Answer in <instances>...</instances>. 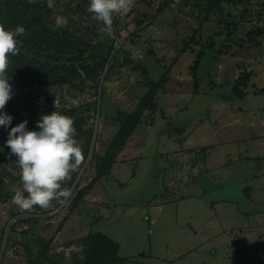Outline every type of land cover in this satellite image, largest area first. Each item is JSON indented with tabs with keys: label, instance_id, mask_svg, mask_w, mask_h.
<instances>
[{
	"label": "rangeland",
	"instance_id": "rangeland-1",
	"mask_svg": "<svg viewBox=\"0 0 264 264\" xmlns=\"http://www.w3.org/2000/svg\"><path fill=\"white\" fill-rule=\"evenodd\" d=\"M17 1L45 6L52 31L69 29L83 42L113 44L114 51L99 79L82 80L75 88L9 82L12 95L3 111L12 122L38 110L79 108L92 133L91 147L102 156L120 115L135 109L148 82L167 70L168 82L110 174L73 211L56 201L54 211L37 223L20 222L15 215L21 211L12 202L17 191L24 193L20 171L0 161L9 195L0 202V264H27L24 243L33 235L51 241L53 257L73 253L82 259L81 241L90 233L116 242L121 257L150 256L167 245L168 251L184 252L191 247L190 224L210 206L221 208L228 220L233 214L240 224L264 225V34L255 33L264 29V0H223L220 9L210 8L211 0H178L163 9L132 0L128 13L113 14L110 30L86 13L89 0H55L54 8L46 0ZM57 15L67 19L64 29L55 25ZM239 78L244 98L233 92ZM89 158L60 182L70 192L95 177ZM256 242L264 247V241Z\"/></svg>",
	"mask_w": 264,
	"mask_h": 264
},
{
	"label": "trees",
	"instance_id": "trees-1",
	"mask_svg": "<svg viewBox=\"0 0 264 264\" xmlns=\"http://www.w3.org/2000/svg\"><path fill=\"white\" fill-rule=\"evenodd\" d=\"M222 3L223 0H211L209 7L215 6L220 9ZM167 5H162L160 8L163 9ZM50 13L45 6L41 7V4L38 3L31 4L27 1L0 0V25L7 29L22 25L25 29L23 35L16 37V55H8L6 75L10 78L9 82L28 88L37 86L61 89L65 86L75 88L76 84L82 80L95 81L99 79L101 71L112 56L114 51L113 44L107 47L102 42H98L95 45L83 42L82 38L70 33L69 29L60 33L59 31H52L46 21V17ZM86 13L88 14L87 11ZM64 28L61 27V29ZM254 32L248 33L249 39H252V35L255 33L264 34V29H257ZM199 63L200 60L198 58L193 67L194 73ZM238 80L241 79L239 78ZM167 82L168 70L158 81L148 82L147 91L138 101L135 109L128 114L120 115L119 129L102 156L97 155L94 144L91 147L92 133L86 129L87 118L82 116L79 108L64 109L57 112L72 119L73 127L76 130L74 139L81 148L84 157L83 161L87 160L90 155L89 164L93 163L95 170V177L88 185L70 192L71 195L65 201V206L66 204L69 205L70 211L77 209L86 193L95 183L110 174L117 163L119 155L123 152L136 128L142 123L145 113L154 110L157 95L163 90ZM236 83H238L239 87L233 89L234 94L239 98H244L239 88L245 82L241 80ZM87 110L89 111V109ZM44 114L42 110H38L35 115L26 119L28 130H35L36 121ZM90 117L88 116V118ZM18 123L20 122L13 121L9 129ZM7 131V129L0 130V161L8 169L19 171L15 163V156L4 146ZM67 179L68 177L65 180ZM61 187L64 188V185H61ZM65 187L70 189L69 186ZM23 194L27 195V193ZM8 199L9 195L4 191V182L0 179V202L5 203ZM56 201V199H53L49 207L45 209L33 206L29 211L21 212L15 217H20L19 221L22 223H37L42 219V216L54 211ZM25 215H28V218H25ZM15 226L12 225L7 234L11 233ZM6 239H8V236ZM27 240L24 243L28 257L27 264H59V261L50 255L51 241L45 240L40 235H33ZM81 244L83 245V258L81 260L74 258L71 264H125L127 261L120 258L119 245L101 233L88 234L82 239Z\"/></svg>",
	"mask_w": 264,
	"mask_h": 264
},
{
	"label": "clouds",
	"instance_id": "clouds-1",
	"mask_svg": "<svg viewBox=\"0 0 264 264\" xmlns=\"http://www.w3.org/2000/svg\"><path fill=\"white\" fill-rule=\"evenodd\" d=\"M46 3L49 8L55 6V0H46ZM131 6L132 0H89L86 11L92 19L102 22L110 30L113 14L124 15ZM66 24L65 17H55L57 27ZM24 32L22 25L12 29L0 25V126L8 130L4 146L16 158L23 192L27 193L24 195L17 191L12 197V202L21 212L33 206L45 209L53 199L65 203L70 189L62 188L60 182L75 171L84 158L74 139L76 130L72 119L55 111L41 115L35 130H28L26 120L9 129L13 117L3 111L12 95L10 78L6 75L8 55H16V37Z\"/></svg>",
	"mask_w": 264,
	"mask_h": 264
},
{
	"label": "crops",
	"instance_id": "crops-1",
	"mask_svg": "<svg viewBox=\"0 0 264 264\" xmlns=\"http://www.w3.org/2000/svg\"><path fill=\"white\" fill-rule=\"evenodd\" d=\"M210 208L204 209L205 212L199 213L190 224L187 236L191 247L184 252L177 249L168 251L167 245L163 252H154L150 256L138 252L135 256L120 258L127 260L125 264H264V247L256 242L264 241V225L259 222L240 224L234 220L235 215H230L231 221L221 208L219 211L214 206ZM239 242L242 245L239 246ZM258 249L263 251L257 256L252 255V251ZM54 258L59 264H71L74 258L81 260L73 253Z\"/></svg>",
	"mask_w": 264,
	"mask_h": 264
},
{
	"label": "built area",
	"instance_id": "built-area-1",
	"mask_svg": "<svg viewBox=\"0 0 264 264\" xmlns=\"http://www.w3.org/2000/svg\"><path fill=\"white\" fill-rule=\"evenodd\" d=\"M145 1L156 3L158 5V8H160L162 5H167L172 2H177L178 0H145Z\"/></svg>",
	"mask_w": 264,
	"mask_h": 264
},
{
	"label": "water",
	"instance_id": "water-1",
	"mask_svg": "<svg viewBox=\"0 0 264 264\" xmlns=\"http://www.w3.org/2000/svg\"><path fill=\"white\" fill-rule=\"evenodd\" d=\"M98 116V115H97Z\"/></svg>",
	"mask_w": 264,
	"mask_h": 264
}]
</instances>
